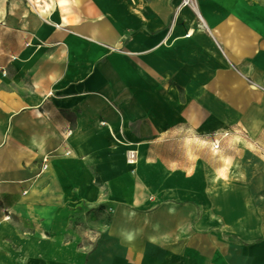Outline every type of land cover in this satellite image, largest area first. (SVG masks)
Returning a JSON list of instances; mask_svg holds the SVG:
<instances>
[{"label": "crops", "instance_id": "0c3cea01", "mask_svg": "<svg viewBox=\"0 0 264 264\" xmlns=\"http://www.w3.org/2000/svg\"><path fill=\"white\" fill-rule=\"evenodd\" d=\"M31 3L0 0V264H264V0Z\"/></svg>", "mask_w": 264, "mask_h": 264}, {"label": "built area", "instance_id": "2783aa9c", "mask_svg": "<svg viewBox=\"0 0 264 264\" xmlns=\"http://www.w3.org/2000/svg\"><path fill=\"white\" fill-rule=\"evenodd\" d=\"M27 2L32 5L31 0H27ZM179 7L188 8L195 13V15L200 20L198 10H197V0H180ZM234 131L230 129H224L218 133H214L211 135L210 146L214 151H218L220 149V143L223 139H227L232 135H236ZM127 160L130 164L135 162V153L133 151H128Z\"/></svg>", "mask_w": 264, "mask_h": 264}, {"label": "clouds", "instance_id": "9594fccd", "mask_svg": "<svg viewBox=\"0 0 264 264\" xmlns=\"http://www.w3.org/2000/svg\"><path fill=\"white\" fill-rule=\"evenodd\" d=\"M249 147H251V146H249ZM126 239H127L128 241H132L134 238H133V236L128 235Z\"/></svg>", "mask_w": 264, "mask_h": 264}]
</instances>
